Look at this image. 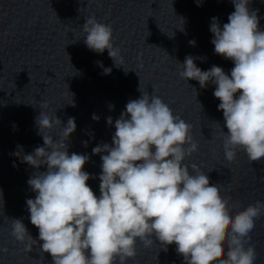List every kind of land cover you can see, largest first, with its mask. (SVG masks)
<instances>
[{
	"label": "clouds",
	"instance_id": "obj_1",
	"mask_svg": "<svg viewBox=\"0 0 264 264\" xmlns=\"http://www.w3.org/2000/svg\"><path fill=\"white\" fill-rule=\"evenodd\" d=\"M196 2L199 6L203 0ZM231 2L235 10L228 22L221 28L213 17L210 24L215 53L234 64L230 75L216 65L201 70L191 55L177 64L185 81L196 80L201 88L209 82L215 85L213 95L220 101L227 129L215 122L221 127L225 159L234 161L237 149H242L250 162H259L264 158V31L258 10L249 8L250 0ZM82 29L90 50L107 49L121 67L123 57L114 47L111 25L89 17ZM103 72L110 74L111 68ZM138 90L140 98L129 100L115 120L112 143L92 149L93 154L106 153L101 155L99 196L87 184L95 177L83 170L89 156L68 152L66 141L76 130L75 118L63 126L55 113L41 111L36 118L44 146L24 155L23 161L37 169L27 181L36 195L26 204L43 242L41 252L49 253L53 264H127L137 254L138 241L145 247L159 241L165 250L174 243L185 264H254L256 250L245 244L264 215V202L232 215L218 184H210L196 164L184 163L199 149L192 125L159 96L141 86ZM92 119L99 117L93 114ZM107 124H113L111 116ZM57 126L61 131L54 138ZM41 166L46 171H39ZM9 219L12 237L27 241L25 250L30 252L37 240L20 219Z\"/></svg>",
	"mask_w": 264,
	"mask_h": 264
}]
</instances>
